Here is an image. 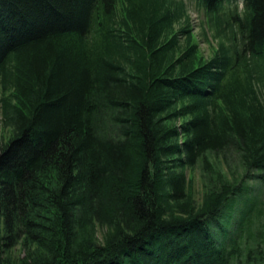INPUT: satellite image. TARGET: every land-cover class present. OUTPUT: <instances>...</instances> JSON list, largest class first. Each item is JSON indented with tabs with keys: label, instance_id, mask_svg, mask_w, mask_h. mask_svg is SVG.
Returning <instances> with one entry per match:
<instances>
[{
	"label": "trees",
	"instance_id": "obj_1",
	"mask_svg": "<svg viewBox=\"0 0 264 264\" xmlns=\"http://www.w3.org/2000/svg\"><path fill=\"white\" fill-rule=\"evenodd\" d=\"M237 1L197 0L221 39L204 60L182 0H0L13 130L0 147V264L243 257L249 211L233 232L220 218L250 181L264 186V0ZM210 154L235 156L243 175L214 180ZM199 163L215 182L200 205L185 175Z\"/></svg>",
	"mask_w": 264,
	"mask_h": 264
},
{
	"label": "rangeland",
	"instance_id": "obj_2",
	"mask_svg": "<svg viewBox=\"0 0 264 264\" xmlns=\"http://www.w3.org/2000/svg\"><path fill=\"white\" fill-rule=\"evenodd\" d=\"M186 3L188 15L191 19V25L193 28L194 43L199 47V55L204 60H208L213 57L216 51L220 38H217L216 33L210 28L208 18L202 8L198 6L197 0H182ZM235 5L238 6L240 12L243 9V0H238L236 4H232L230 7L233 9ZM180 124V121L177 122ZM13 130L11 127H7L3 120V108L0 103V147L6 143L12 136ZM208 159L211 161L215 174L214 180L224 181L226 179L234 181L243 175V170L240 167L239 162L235 156L222 157L217 154H210ZM185 175L187 178V193L190 198L193 199L195 204H202L205 195L208 193L212 185L210 181L209 173L206 171L204 164L199 163L196 167L186 168ZM249 191L247 195L243 197H235L233 201L225 208L223 217L220 218L224 223L231 218L230 230L233 232L239 225V221L242 219L241 214L248 210L249 216L245 217L242 221L243 235L241 251L243 257L237 259L235 264H264L255 251H262L264 254V186L257 182L250 181ZM248 196V197H247ZM252 206V207H251ZM251 207V209H250ZM106 229L98 226L97 236L100 241L103 239V235ZM252 250L253 258L248 262L247 253ZM8 255L13 258L14 261H19L26 256L25 249L19 244L12 248ZM253 261V262H251Z\"/></svg>",
	"mask_w": 264,
	"mask_h": 264
}]
</instances>
